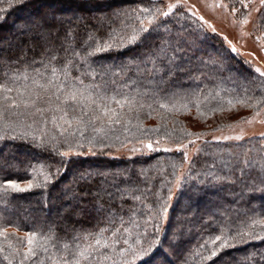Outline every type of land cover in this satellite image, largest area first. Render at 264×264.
<instances>
[{
  "label": "trees",
  "instance_id": "trees-1",
  "mask_svg": "<svg viewBox=\"0 0 264 264\" xmlns=\"http://www.w3.org/2000/svg\"><path fill=\"white\" fill-rule=\"evenodd\" d=\"M225 1L230 2V0ZM47 7L56 11V22L48 24L44 20L41 27L31 31L34 35L31 48L27 46L29 37L25 35L21 37L24 54L18 55L17 52H11L2 45L8 36L25 32L23 27H15L14 24H20L27 17L36 18V15H41ZM138 7H161L165 10L164 3L154 0H0V82L4 79L5 71L23 72L27 68V71L32 73L34 68H41L40 63L33 64V61L47 60L51 56L57 57L54 63L59 67L72 57L73 49L79 51L83 48L84 42L88 39V32L94 33L101 41L107 40L109 32L113 29L117 32L124 29L122 34L130 35L134 28L140 27L139 22L135 18L112 21L111 16L113 12L121 9L131 10ZM67 12L76 14L82 23L66 22L64 16ZM184 15L189 16L187 13ZM161 21L163 23L158 31L144 34L142 40L135 46L104 52L91 58L93 66L98 71H108L105 79L109 82L114 79L116 85L123 86L135 80L136 85L126 89L132 94H135L137 86L142 91L158 86L161 75L167 81V84L158 90L157 95L144 98L143 108L137 107L128 113L127 118L131 120V124L127 125V131L117 125L115 132L109 134L111 139L105 140L102 145L97 143L93 149L96 154L91 152L88 154L89 145L87 140H84L83 149H76L73 146V152L79 151L81 154L65 158L63 167H60L61 157L55 153L67 151L68 146L62 142L63 137L60 136L59 130L51 123L47 125L46 130L43 126H39V130L25 127L24 130L30 133L26 140H13L7 136L0 140V182L15 180L22 187H26L28 181L35 177L34 184H43V174L60 168V174L50 183L43 187H33L29 192L14 193L11 189L5 190L0 187V230L6 228L9 242L14 246L18 245V238L25 240L27 233L31 232L36 234L38 243L48 236H53L54 240L49 243V248L52 249L61 242H71L77 234L95 233L101 228L109 227L107 221L111 213H115L117 217L122 216L125 221L135 215V218L143 224L150 214L156 213L160 205L167 201L165 218L157 222L161 228L160 234L165 238L166 252L154 250L152 254L136 261L135 264H264L262 239L237 243L231 248L219 251L216 257L206 259L212 249L218 247L220 243L217 241L213 245L210 238L221 236L223 239V235L235 236L239 230H252L250 225L253 218L264 220V206L257 203V199L264 198V183H261L257 169L245 167L243 162L249 158L244 153L236 154L237 158L222 157L233 150H244L246 144L206 143L203 151L193 161L192 175L196 179L180 187L173 202L169 199L168 192V187L171 186L172 197L176 185L171 164L182 161L181 153L157 151L153 154L133 157L109 156L142 142L159 141V144L175 146L187 143L194 136L187 137L184 133L194 132L189 128V122L184 116L192 112L196 113L200 118L199 121L203 123H210L218 118L217 124L213 125V131L228 127L234 121L226 122V118H232L238 112L231 109L241 107L240 104L228 105L229 99L243 97L245 88L250 95H261L259 91L261 85L254 80L257 74L252 72L243 60L231 53L219 36L205 29L194 31L192 20L180 19L179 13L167 19L161 17ZM181 25L187 26V30L183 33L187 37V43L182 45V51L175 54L177 59L172 67L178 70L169 79L167 58L156 59V66L164 68L165 71L161 75L155 74L151 71L153 67L151 59L160 55L165 57L172 55V48L176 47L175 33L180 30ZM68 27L75 29L72 36H67ZM165 28L171 29V33L166 32ZM47 37L49 40L45 41ZM166 41H172V44L162 54L160 50ZM92 43L94 45L95 41ZM68 44L72 45L71 49L67 48ZM123 66H126L125 71H122ZM78 74L75 69L72 70L73 76ZM149 80L156 81L157 85L148 84ZM88 82L89 79L85 77V83ZM110 87H112L111 83ZM193 101L199 103V108ZM160 103L168 107L160 108ZM221 105L223 110L213 111ZM249 109L254 112L252 108ZM152 129L158 131H150ZM8 131L9 135L13 134L11 130ZM33 135L36 137L35 141L32 140ZM93 135L95 134L90 128L85 132L87 138ZM52 136L57 138L56 141L51 139ZM257 143L260 152L251 155L250 161L253 163L259 160L263 153L261 150H264V139L258 140ZM101 148L103 151H100ZM23 150L33 155L24 156ZM213 153L216 155H212ZM258 153L260 155L255 156ZM91 167H96L98 172L89 174ZM182 169L183 167L178 169L176 174L178 175ZM241 169L245 170L243 177ZM105 171L109 174H103ZM117 171L121 173L127 171L126 176L115 177ZM104 177L106 181H103ZM70 178L73 179V184L67 185ZM169 181H172L170 185ZM101 182L108 184L114 199L113 203L107 200L98 201L103 205L101 215H96L93 211H85L75 220L73 210L76 208H74L69 213H65L66 216L64 215L67 219V227L52 228L49 227L51 218L40 214L51 211L62 213V206L67 203V199L76 198L80 199L84 209L86 206L94 209L93 192ZM63 187L68 193L67 199L62 198ZM218 188L230 190L231 194L225 192V195L221 196L216 193ZM195 190H204V193L197 196L194 194ZM229 194L237 200L234 199L233 203H230ZM134 196H140L141 200H135ZM41 197L44 202L40 201ZM181 197H184L188 206L192 205L195 208L189 211L181 210ZM21 203L25 204L24 208L18 207ZM33 203L40 213L28 212ZM200 204L207 206L205 209L207 213L201 216L199 214L196 216L198 218L190 216L196 213ZM133 208L135 213L131 211ZM149 209L152 213H149ZM115 226H119L118 219ZM125 226L130 225L125 224ZM255 230H260L258 225ZM139 231H143V228ZM148 231H152L151 224L148 226ZM105 235L111 236V231L106 232ZM134 241L135 235L130 242L134 243ZM205 241L209 242L206 244ZM0 243H4L6 249L4 253H0V264H9V260L11 264H19V256L4 258L9 250L2 238ZM121 247L126 245L122 243L117 245L118 250ZM26 250V244L21 246V251ZM172 257L175 258L174 261ZM40 259L43 257L41 256Z\"/></svg>",
  "mask_w": 264,
  "mask_h": 264
},
{
  "label": "snow or ice",
  "instance_id": "snow-or-ice-1",
  "mask_svg": "<svg viewBox=\"0 0 264 264\" xmlns=\"http://www.w3.org/2000/svg\"><path fill=\"white\" fill-rule=\"evenodd\" d=\"M212 6L222 7L226 11L230 9V13L234 17L238 14L242 26L249 24L253 13H257L256 22L253 25V35L257 32L264 33V0H258V3L257 0H230L229 3L221 2ZM193 9L194 6L188 4V0L170 2L167 4L166 10L161 7L121 9L112 13L111 20L125 21L135 18L140 27L134 28L130 35H123L124 29H121V32L113 29L109 32L108 39L101 41L95 37L94 33L88 32V39L84 42L83 48L79 51L73 49L72 57L68 58L59 67L54 63L57 57L51 56L47 60L33 61V64L40 63L41 68H34L32 73H29L27 68L23 72L19 70L5 71L3 74L4 79L0 82V140H3L6 136L13 140H26L30 133L24 130L25 127L39 130V126H43V129L46 130L47 125L51 123L55 129L59 130L60 136L63 137L62 142L68 146L67 151H56L55 153L61 157L60 167H63L65 158H70L73 146L76 149L84 148V140L88 142V151L96 154L93 149L97 143L102 145L105 140L111 139L109 134L115 132L117 125L122 126L124 131H127V125L131 124V120L127 118L128 113L134 111L137 107L143 108L145 106L144 98L157 95L158 90L167 84V81L161 75L165 70L156 66V59L167 58L169 63L167 75L169 79L175 75L178 68H174L172 65L175 64L177 59L175 54L182 51V45L187 43V37L183 35L187 30V26L181 25L180 30L175 33L176 47L172 48V55L167 57L160 55L155 59H151L153 65L151 71L161 75V79L158 86H156L157 82L154 80H149L147 83L156 87L146 88L142 91L137 86L135 94H132L126 89L136 85L135 80H131L123 86L116 85L114 79L109 82L105 79L108 71H98L93 66L91 58L104 52L135 46L142 40L144 34L159 30L163 23L161 17L167 19L178 13L180 19L192 20L194 31H202L207 25L214 34H217L216 29L207 21H204L203 17L198 16ZM184 13H191V15L185 16ZM199 21H203V23H199ZM42 24L43 21L38 22L37 27H41ZM74 31V28H69L67 36H72ZM165 31L171 33V29L165 28ZM241 35H248V33L241 32ZM223 39L227 41V37H223ZM256 40L258 42L264 41V34L257 35ZM93 41H95L94 45ZM171 44L172 41H166L161 47V53L163 54ZM228 44L231 53L240 55L231 41H228ZM259 47L261 53H264V43H260ZM67 48L71 49L72 45L68 44ZM248 55L252 56L253 59L245 60L243 63L257 74L254 76V80L261 85L259 89L261 95H250L245 88L243 97L229 99L227 104L231 106L240 104L243 107L252 108L254 110L253 119H255L260 117L261 112H264V59H258L253 53H248ZM73 69L79 74L73 76ZM125 70L126 66H123L122 71ZM97 76H99V82H97ZM85 77L89 79L88 83H85ZM110 83L112 87H110ZM193 103L199 108V103L196 101H193ZM159 107L167 108L168 105L160 103ZM217 110H223V105L213 109V111ZM13 117L16 119L14 120ZM246 122L251 121L246 120ZM89 128L95 134L91 138L85 137V132ZM18 129L19 131H17ZM8 130H11L13 134L9 135ZM150 131L158 130L152 129ZM184 135L187 137L194 136L195 139H189L187 144L180 143L175 148V152L181 153L182 161L171 164L173 168L172 175L175 178L174 182L181 188L188 181L196 179L192 175L194 162L189 158L188 145H195L202 134L185 132ZM35 139L36 137L33 135L32 140L35 141ZM51 139L56 141L57 138L52 136ZM116 139H119V137H116ZM243 139L242 135L223 136L217 138L216 142L241 141ZM260 139H264V134H261ZM204 143L206 144L208 141H204ZM156 144L157 147H153L152 143H148L146 147L150 151H173L172 148L161 149L159 141ZM100 151H103V148ZM202 151V148H197L195 155H199ZM76 154L81 153L77 151ZM184 163L189 165L188 171L183 176H179L176 172L183 167ZM243 163L246 168L255 167L259 173L261 183H264V156H261L254 163L246 158ZM59 174L60 168L58 167L54 172L43 174V184H34L35 177H33L32 180L28 181L26 187H22L15 180L0 182V187L5 190L11 189L14 193H25L31 191L33 187L46 186ZM244 175L245 170L241 169V176ZM168 183L170 185L172 181ZM168 192L169 199H171V186L168 187ZM133 198L137 201L141 200L140 196H134ZM167 207V201H165L156 213L150 214L148 219L144 220L143 224L135 218V215L130 216L128 221H125L122 216L117 217L115 213H111L107 221L109 227L101 228L95 233L77 234L71 242H61L59 245H54L52 249L49 248V243L54 240L53 236H48L38 243L36 234L31 232L27 233L25 240H19L18 238V245L14 246L9 242V236L5 228L0 230V238L7 243V249L9 250L4 258L19 256V264H27L30 261L33 264H107V262H111V264H135L136 261L152 254L154 250L166 252L164 249L165 238L161 236V228L157 222L163 221ZM131 211L135 213L134 208ZM149 213H152L151 209H149ZM117 219L119 220V226H115ZM125 224L130 226H125ZM149 224H151V232L148 231ZM257 225L259 231L255 230ZM250 227L252 230H239L235 236L223 235V239L221 236L210 238L211 244L215 245L217 241H220V243L218 247L212 249L210 256L206 259L210 260L216 257L219 251L231 248L237 243H245L248 240L256 239L264 240V220L253 218ZM141 228H143V231H139ZM109 231H111V236H106L105 233ZM133 235H135L134 243L130 242ZM208 242L205 241L206 244ZM120 243L126 245V247H121L118 250L117 245ZM24 244H26L27 250L21 251V246ZM5 251L4 243H0V253ZM41 256L43 259H40ZM9 264H11L10 260Z\"/></svg>",
  "mask_w": 264,
  "mask_h": 264
},
{
  "label": "rangeland",
  "instance_id": "rangeland-1",
  "mask_svg": "<svg viewBox=\"0 0 264 264\" xmlns=\"http://www.w3.org/2000/svg\"><path fill=\"white\" fill-rule=\"evenodd\" d=\"M154 1H160L162 3H164L165 5V10L167 9V4L170 2H175V0H154ZM227 3L225 0H188V4L193 5L194 6V11L198 14V16L203 17L204 21H207L208 24L212 25V27H214L216 29V33L215 35L219 36L224 43L226 44V46L229 49V44L228 41H231V43L233 45L236 46V48L238 49L240 55H236L239 59L245 61V60H252L253 57L248 55V53H253L255 54V56L258 59H264V53H261L259 44L260 43H264V41H260L258 42L256 40V36L257 35H262L263 33H255L253 35V25L256 22V17H257V13H253L252 17L250 18V23L247 25H241V23L239 22V17L238 14L236 17L232 16L230 13V9L229 10H225L222 7H213L212 5L218 4V3ZM258 3V0H257ZM56 11L51 8V7H47L45 12L41 13V15H36V18H31L29 19L28 17L24 19V21H22L20 24H14L15 27H23L25 32L20 34V35H10L6 38V40L4 41V43H2V45L10 50L11 52H17L18 55H22L24 54V51L22 49H24V45L20 42V38L23 37L24 35L29 37L28 41H27V46L29 48H31L32 46V40L34 39V35L31 33V31L35 28H37V24L40 21H46V23L48 24H53L56 22ZM72 12V11H71ZM66 15L64 16V20L68 23H71L73 21L76 22H80L82 23L81 20H79V17L76 14L67 12L65 13ZM189 16L191 15V13H187ZM199 23H203V21H199ZM71 27H68V29ZM205 30H207L208 32L214 34L210 28L207 27V25H205ZM241 32L244 33H248V35H241ZM52 36V35H51ZM223 37H227V41L223 39ZM48 37L45 38V41H48ZM230 50V49H229ZM253 63H255V61H253ZM195 64V62H194ZM259 66V65H257ZM238 108V109H237ZM231 110H238L237 113H235V116L232 118H226L227 121L226 122H231L234 121V123L230 124L228 127L225 128H221V129H217L213 131V125L217 124V120H213L210 123H203L201 121H199V117L197 116L196 113L192 112L190 114H187L184 116V119L187 120L189 122V128L194 132V133H200V132H205L204 134L201 135V138L199 140L196 141L195 145H188V154H189V158L190 160L194 161V159H196L198 157V155H195L196 153V149L197 148H204L205 144L204 141H208V144H222V145H228V144H246L245 149H237V150H233L230 151V153L223 155L222 157L226 156V157H231V158H237L236 154H241L244 153L249 160L251 159V155L256 153V152H260L259 147H258V143L257 141L260 140L261 134H264V112H261L260 117H257L255 119H253L254 117V112H251L250 109L248 107H243V106H238V107H234ZM230 110V111H231ZM230 117V116H228ZM247 121H251V122H246ZM221 121V120H220ZM201 134V133H200ZM236 135H242L244 137L243 140L241 141H236V140H229V141H220L219 143L216 142L217 138H221L223 136H236ZM195 139V137L193 138ZM148 143H152V142H142L136 146H128L120 151H116L114 154L109 155L110 157H120V156H127V157H133L136 155H140V154H153L154 152L157 151H150L146 145ZM153 147H157L156 143H152ZM187 144V143H185ZM178 145H173V144H164V143H160L159 147L161 149L164 148H172L173 152L175 151V148ZM133 149H135V151H133ZM262 151V150H261ZM89 154V151H87ZM24 154V156H28V155H33V153H28L27 151L22 152V155ZM231 154V155H230ZM71 155H77L76 152H73L70 154ZM200 155V154H199ZM212 155H216V153H213ZM260 153H258L257 155L255 154V156H259ZM262 156H264V151L262 153ZM231 165V162H230ZM189 165L187 163L184 164L183 169L179 172V176H183L184 173H186L188 171ZM128 171V169H126ZM124 173L121 171H117L115 172V177L118 175L125 177L126 176V172ZM98 172V169L96 167H91L90 171L88 172L89 174H94ZM103 174H109L108 171H105ZM102 174V175H103ZM208 176V175H207ZM103 181L105 180V177L103 178ZM73 184V179L70 178V181L68 182L67 185H72ZM179 188L177 185H175L174 189H173V195L171 197V202H173L176 193L179 191ZM96 191L93 192L95 195L94 198V206L95 208L91 209L88 208V206H86V208L84 209V207L82 206V203L80 202V199H67V191L65 189V187L62 188V198L63 199H67V203H65L64 206H62V213L61 212H38L37 211V206L33 203L30 207L28 212L30 213H40L43 217L46 218H51L52 221H50L49 223V227H67L68 223H67V219H66V214L65 213H69L72 209L76 208L73 210V216L74 219H78L82 216V214L85 211H93L96 215H101L102 213V209H103V205L100 203H98V201H109L110 203H113L114 199L112 197V195L110 194V188L108 186V184H103V182L100 183L99 187H96L95 189ZM225 192H229L230 190H224V189H220L218 188L216 193H218L219 195H225ZM204 190H195L194 194L197 196H201L203 195ZM231 194V193H230ZM229 194V199L231 200L230 203H233V200H237L236 197H233ZM84 195V194H83ZM62 199V200H63ZM41 202H44L45 200L41 197L40 198ZM55 201V200H53ZM257 203L259 205L264 206V198L263 199H257ZM25 204L21 203L18 204V207H23L24 208ZM79 206V208H78ZM180 206H181V210L186 211V210H193L195 207L192 205H189L185 203L184 201V197L180 198ZM207 208V206L200 204L197 206L196 209V213L195 214H190V216L196 217L200 214H205L207 213L205 211V209ZM111 213V212H110ZM65 215V216H64ZM199 216V217H200ZM198 218V217H196ZM160 260V258H158ZM157 259V260H158ZM175 258L172 257V261H174ZM169 264V263H168Z\"/></svg>",
  "mask_w": 264,
  "mask_h": 264
}]
</instances>
